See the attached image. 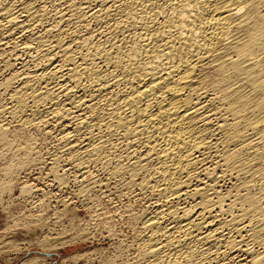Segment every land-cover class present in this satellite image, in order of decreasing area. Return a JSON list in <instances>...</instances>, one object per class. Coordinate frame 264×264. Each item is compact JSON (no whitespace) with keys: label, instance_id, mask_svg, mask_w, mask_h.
I'll use <instances>...</instances> for the list:
<instances>
[{"label":"bare ground","instance_id":"bare-ground-1","mask_svg":"<svg viewBox=\"0 0 264 264\" xmlns=\"http://www.w3.org/2000/svg\"><path fill=\"white\" fill-rule=\"evenodd\" d=\"M0 155L119 201L133 264H264V0H0Z\"/></svg>","mask_w":264,"mask_h":264},{"label":"rangeland","instance_id":"rangeland-1","mask_svg":"<svg viewBox=\"0 0 264 264\" xmlns=\"http://www.w3.org/2000/svg\"><path fill=\"white\" fill-rule=\"evenodd\" d=\"M50 147L52 145L44 144L42 140L35 143V148L43 153ZM5 157L4 160L0 155V185L12 177L13 181L12 186L8 187L10 190L5 188L6 191L1 189L0 192V264H128L131 261L130 264H133L134 253L128 251L126 245L137 243V230L127 217L122 216L119 201L97 202L93 207L84 206L78 198L53 188L51 184L54 177L47 170L38 174L34 168L17 176L5 177L2 172L6 166L4 164L10 161L9 156ZM11 161L14 160L11 158ZM24 183L34 188L41 187L39 196L46 194L43 196L45 204L40 205V208L32 206V201L38 198H30L28 191L25 194L22 190V193L20 188ZM58 199L63 202L60 203ZM64 200L68 202L66 205H63ZM142 204L141 201V210ZM107 218L108 221L105 220ZM109 227L116 231V236L107 234ZM36 255L42 257L34 262L27 260Z\"/></svg>","mask_w":264,"mask_h":264}]
</instances>
